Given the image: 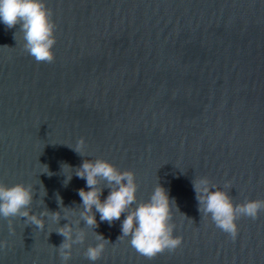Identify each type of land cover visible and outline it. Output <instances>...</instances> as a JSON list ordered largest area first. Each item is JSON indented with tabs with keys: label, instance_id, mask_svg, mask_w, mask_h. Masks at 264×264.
Segmentation results:
<instances>
[{
	"label": "water",
	"instance_id": "obj_1",
	"mask_svg": "<svg viewBox=\"0 0 264 264\" xmlns=\"http://www.w3.org/2000/svg\"><path fill=\"white\" fill-rule=\"evenodd\" d=\"M44 3L56 25L52 63H37L19 26L0 22V184L31 185L32 212L62 219L40 230L13 217L10 234L0 217V264H61L56 232L68 221L57 194L74 222L78 190H89L74 174L65 186L61 165L84 159L134 173L138 202L164 187L182 243L149 259L118 240L123 215L109 225L96 213L67 264H93L84 252L95 232L110 243L94 264H264V211L238 219L233 240L198 211L192 185L207 177L234 205L264 200V0ZM81 138L84 157L72 149Z\"/></svg>",
	"mask_w": 264,
	"mask_h": 264
},
{
	"label": "clouds",
	"instance_id": "obj_2",
	"mask_svg": "<svg viewBox=\"0 0 264 264\" xmlns=\"http://www.w3.org/2000/svg\"><path fill=\"white\" fill-rule=\"evenodd\" d=\"M52 15L44 0H0V22L8 29L19 26V33H22L24 40V50L37 63L54 62L52 49L56 43V25ZM16 34L17 32L14 33V38ZM84 148L85 141L81 138L72 149L84 157ZM44 167L47 169L45 173L52 175L48 172L47 166ZM66 168L71 170V175H65V186L74 174L86 181L89 190L86 191L84 188L78 190L82 210L78 213L79 219L74 222L69 220L67 213L71 211L76 215L75 208L64 207L62 199L57 194L59 208L62 207L65 213L63 219L68 221L56 232L64 237L61 245L56 248L61 264H67L71 259L74 245H83L86 240L87 234L80 227L81 222L92 229L98 227L96 213L100 214L101 222H107L109 225L120 220L123 215L125 218L121 224L122 235L118 240L130 237L131 246L149 259L165 250L174 251L181 245L182 238L173 236L174 225L171 223V209L172 205L176 207L175 200L170 199L167 190L159 183L147 202H138L136 197L138 186L131 171H120L103 159H84L76 168L68 164L61 165L62 172ZM192 185L198 201V211L204 217L210 216L215 226L229 234L233 240L238 235L236 223L238 219L248 217L255 220L258 214L264 211V200H247L234 205L228 192L219 190L207 177L193 180ZM105 188L109 189V194L102 201L101 196ZM35 195L31 185L0 184V217L9 220L10 234H14L10 219L13 217L24 218L26 224L40 230L45 227V218L54 223H59L62 219L60 210L52 212L47 207L39 214H34L31 205ZM95 238L96 245L88 246L84 252L85 258L93 264L101 258L105 245L110 243L96 232ZM6 247L7 241H0V249Z\"/></svg>",
	"mask_w": 264,
	"mask_h": 264
}]
</instances>
